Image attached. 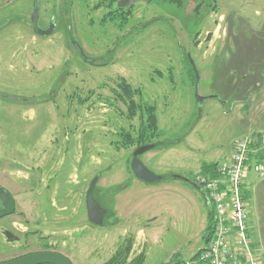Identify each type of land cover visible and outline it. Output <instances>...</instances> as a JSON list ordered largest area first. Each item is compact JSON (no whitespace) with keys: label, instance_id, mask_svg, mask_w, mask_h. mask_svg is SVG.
I'll return each mask as SVG.
<instances>
[{"label":"rangeland","instance_id":"1","mask_svg":"<svg viewBox=\"0 0 264 264\" xmlns=\"http://www.w3.org/2000/svg\"><path fill=\"white\" fill-rule=\"evenodd\" d=\"M107 2L44 0L41 18L56 11L59 26L42 38L29 23L32 0H0V19L25 18L0 31V184L16 203L0 220V259L44 240L74 264H107L132 239L129 260L144 253V264L174 255L192 261L209 224L204 200L183 180L150 186L129 167L142 99L156 107L161 135L152 142L166 143L142 156L155 174L195 177L203 163L229 160L237 141L264 138V0L139 1L132 16ZM72 39L105 64L85 62ZM189 56L207 97L201 103ZM123 81L140 92L126 96ZM99 173L104 201L126 207L123 220L114 214L106 227L87 216V190ZM251 176L258 175L250 173L248 189ZM133 181L128 195L122 186ZM4 227L18 239L6 240Z\"/></svg>","mask_w":264,"mask_h":264},{"label":"built area","instance_id":"2","mask_svg":"<svg viewBox=\"0 0 264 264\" xmlns=\"http://www.w3.org/2000/svg\"><path fill=\"white\" fill-rule=\"evenodd\" d=\"M233 151L229 160L216 166L215 176L196 175L215 211L212 235L197 264H263L251 232V209L244 193L251 172L264 177V138L261 142L243 138Z\"/></svg>","mask_w":264,"mask_h":264},{"label":"water","instance_id":"3","mask_svg":"<svg viewBox=\"0 0 264 264\" xmlns=\"http://www.w3.org/2000/svg\"><path fill=\"white\" fill-rule=\"evenodd\" d=\"M138 1L140 0H121L119 3L122 7H126V5H133L135 3H138ZM145 2H149V0H143ZM38 12H39V8L36 7V9L34 10L33 14H32V19L34 20L35 23V30L38 33H42V34H46L43 33L42 30H40L37 27V23H38ZM154 21L150 20V22ZM150 22L145 23V25L150 24ZM51 32V31H50ZM49 33V32H48ZM75 47L77 49V51L80 53V55L82 56V58L89 62V63H93L94 58H90L86 55V53L83 51V48L76 42L75 43ZM190 62L191 64L194 66V70L196 73V79H195V94H196V99L199 103L204 102V100L207 98L206 96H203L201 94H199L198 88H199V79H200V75L198 73V70H196L195 67V62L194 59H192L189 56ZM5 99L9 100V101H16V102H34L31 99H19L17 97H9L6 95H2ZM215 98H218V96H214ZM166 146V143L164 142H155V143H151V144H145L144 146H141L139 148H137L133 153H132V158L129 162V167L130 170L132 171V173L138 178L140 179L143 183H148L150 185H157L161 182L164 181H169L170 179L174 178L177 180H183L184 182H186L187 184L193 186H197V183L192 179H190L189 177H185L182 175H177V174H168V175H163V174H155L154 172H152L148 166L145 165V163L142 160V156L146 151L149 150H153L156 148H160ZM101 173L98 174V176H96L93 180L91 185L89 186L88 190H87V209H88V213L87 216H89L90 221L97 226L100 225H104L105 224V220L106 218L109 217V212L111 211L112 215H113V211L112 209H107L103 206L102 201L100 199H98V195L96 194L95 191H98L99 189L102 191H106L107 190L103 187H98L97 185L99 183V179H100ZM124 187V186H122ZM120 187L118 190H121ZM200 191H202V189L200 188ZM0 198L3 201V209H0V218L6 217V215H11L16 211V203H15V199L14 196L11 195L10 191L6 189V187H2L0 186ZM7 236L11 239L13 234L10 231H7ZM0 264H71L70 260L63 256L62 254L59 253H51V252H42V253H31L30 255H26V256H21L18 259H13V260H8V262H0Z\"/></svg>","mask_w":264,"mask_h":264},{"label":"flooded vegetation","instance_id":"4","mask_svg":"<svg viewBox=\"0 0 264 264\" xmlns=\"http://www.w3.org/2000/svg\"><path fill=\"white\" fill-rule=\"evenodd\" d=\"M43 1L44 0H32V4H31V12H30V16H29V23H30V25H31V27H32V30L34 31V33L36 34V35H38V36H40V37H42V38H45V37H48V36H51V35H53L55 32H57V27L59 26V24H58V22H59V18H57V14H56V11H54L53 13H51V14H49L48 15V17L47 18H41V13H42V8H43V6H42V4H43ZM121 0H108V2H107V4H108V6L111 8V10L110 11H112V12H114V11H116V12H118V11H129V13H130V16H132V9H133V7L137 4V3H135V4H133V5H126V7H122L121 5H120V2ZM141 1H143V0H140V2ZM139 2V1H138ZM143 2H145V1H143ZM36 7H38L39 8V12H38V23H37V27L40 29V30H42L43 31V33H46V34H42V33H38L36 30H35V23H34V20L32 19V14H33V12H34V10L36 9ZM122 9H124V10H122ZM127 9H129V10H127ZM60 16H62V17H65L64 18V22H66V29H67V32H68V34H72L73 33V29H72V23H71V17L69 16V13H68V11L66 12V9H65V11H63V13L60 15ZM14 20H23V21H25V18L24 17H20V18H18V17H14V16H5V17H3L2 19H0V31L2 30V29H4L5 27H8L11 23H13V21ZM51 31V32H50ZM49 32V33H48ZM77 42V40H74V39H72V44L74 45V47H75V43ZM78 43V42H77ZM79 44V43H78ZM80 45V44H79ZM81 46V45H80ZM82 47V46H81ZM75 49H76V47H75ZM76 51H77V49H76ZM84 51V50H83ZM78 52V51H77ZM79 53V52H78ZM86 53V52H85ZM79 55H80V53H79ZM88 57H90V58H94V61H93V63H89V62H87V61H85L83 58H82V56L80 55V57L85 61V62H87V63H89V64H91V65H104L105 64V61H103L102 59H100V57H95V56H93V57H91V56H89L88 54H86ZM133 153V152H132ZM98 176V175H97ZM96 177V176H95ZM94 177V178H95ZM101 177V176H100ZM93 178V179H94ZM191 180L194 178V177H189ZM92 179V180H93ZM91 180V181H92ZM177 180V179H176ZM194 180V179H193ZM169 181H171V179L169 180ZM169 181H164V182H169ZM92 183V182H91ZM162 183V182H161ZM91 185V184H90ZM0 186H2L3 187V185L2 184H0ZM98 187H100L99 185H97V188ZM189 187V186H188ZM189 188H191V187H189ZM200 188L202 189V191H200ZM192 189H194L195 191H196V193H197V195H198V197L199 198H202L204 201H206V192L204 191V189L202 188V187H200L199 185H197V186H195V185H193V188ZM96 192V194L98 195V199H100L101 201H102V203L101 204H103V206L105 207V208H107L108 210H109V207H110V201H111V198L109 197V200H107V202L105 203L104 202V200H105V198L107 197V199H108V196H107V193L108 192H106V191H102V190H98V191H95ZM86 201H87V197H86ZM3 201H2V199L0 198V209H3ZM86 207H87V204H86ZM87 213H88V209H87ZM5 217H3V218H0V220L1 219H4ZM88 219H89V216H88ZM115 219V215L113 214L112 215V213H111V211L109 212V217L108 218H106V220H105V224L104 225H100L101 227H106V226H109L110 225V223H111V221H113V220ZM89 221H90V219H89ZM115 221V220H114ZM90 223H91V221H90ZM97 226V225H96ZM99 226V227H100ZM3 232V234H4V236L6 237V240H7V231H6V228L4 227V229L2 230ZM16 239H18V237H16V236H12V238L10 239L9 237H8V240L9 241H11V240H16ZM42 252H51V253H54V252H56V253H59V254H62L63 256H65V257H67L69 260H70V262H71V264H74L73 263V261H72V259L69 257V255L68 254H65V253H63V252H61V251H59V250H57L55 247H53V245L52 244H50V243H48L47 241H42V244H41V247L40 248H38V249H33V250H31V251H29V252H25V253H22V254H20L19 256H14V257H11V258H9V257H7L6 259H0V262H8V260H13V259H18L19 257H21V256H26V255H30L31 253H42Z\"/></svg>","mask_w":264,"mask_h":264},{"label":"trees","instance_id":"5","mask_svg":"<svg viewBox=\"0 0 264 264\" xmlns=\"http://www.w3.org/2000/svg\"><path fill=\"white\" fill-rule=\"evenodd\" d=\"M195 79H196V73H195ZM195 79H194V82H195ZM120 85L123 87L124 94H126V96H128V97L132 96L131 93L133 91L135 93L140 92L139 90H138L139 92L137 90H134L132 88V86L130 84H128L126 81H123ZM131 99H132V100H130L131 105L129 107L130 109H132L131 106L133 104L135 105L133 98H131ZM138 107L141 109V113H142L141 116H142V120H143L141 129L139 131L140 132V138H139L140 145H139V147H140V146H144L145 144H151L155 135H157V134L161 135V131H159V129H158V119H157V114H156V107H153L152 105H148L145 101H143V99L140 102ZM152 143H155V142H152ZM218 164H219L218 162L203 163L202 169L199 173L203 174V175L204 174H210L211 176H215L214 175L215 174V168ZM196 177L197 176H195L193 179L197 183V185H199L201 187V185L197 182ZM186 185L193 188V186H191L187 183H186ZM244 194L246 195V197L248 199L251 198L250 197L251 192L249 190H246ZM205 197H206L205 199L207 200L208 199L207 193H206ZM111 201H112V197H111ZM207 201H206V207L208 210V220H209L208 223L209 224L206 228V231L204 232L205 233L204 245L207 243L208 238L212 235L211 233H212V228H213V224H214L213 219H214V215H215L214 207L211 204L210 199H208ZM109 205H110L109 209H112L113 214H115L113 202H110ZM131 242H132V239H129L125 248L118 249V251L107 262V264H144L145 259H146V256L144 253H141V254L137 255L136 258L129 260V256L132 252V249H131L132 243ZM201 250L198 251L194 257H192V261L189 263L186 262L184 259H181V258L177 257L176 255H174V256H172L173 260L167 264H197V263H195V261L198 260V257L201 253Z\"/></svg>","mask_w":264,"mask_h":264},{"label":"crops","instance_id":"6","mask_svg":"<svg viewBox=\"0 0 264 264\" xmlns=\"http://www.w3.org/2000/svg\"><path fill=\"white\" fill-rule=\"evenodd\" d=\"M249 182L251 183V185H249L251 186V188L248 189L251 192L250 194L251 195L250 196L251 197V207H250L251 216L249 220L250 225H251V232L253 233L255 244H257L260 248V252H261V256L263 257V264H264V177L260 178L258 176H251V179H249ZM138 183L140 182H137V184ZM135 185H136V182L133 181V183L131 184L128 183L127 185H125L122 190L126 192L128 195H130V193L132 192L131 190L134 188ZM153 186H156V185H153ZM122 190L119 191V193L122 192ZM127 199H128V202L130 203V206L134 207V204L136 203L135 198L132 196L130 198L128 196ZM206 201H204L205 205H206ZM114 203H115L114 213L115 215H118L116 218H120L122 221L124 218L123 216H125L124 215L125 212H123V210H126V207L122 206V203H120L118 200H115ZM171 207L172 206L169 205V203L167 202L166 208L168 209V211L170 210ZM118 221L120 222V220Z\"/></svg>","mask_w":264,"mask_h":264}]
</instances>
